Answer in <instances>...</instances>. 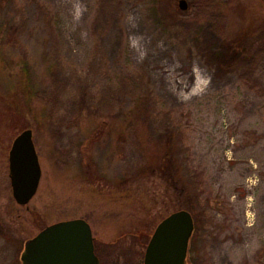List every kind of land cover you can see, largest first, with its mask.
Instances as JSON below:
<instances>
[{
	"label": "rangeland",
	"instance_id": "rangeland-1",
	"mask_svg": "<svg viewBox=\"0 0 264 264\" xmlns=\"http://www.w3.org/2000/svg\"><path fill=\"white\" fill-rule=\"evenodd\" d=\"M38 1L40 10L0 0V264H21L27 240L77 218L90 223L100 264H143L154 229L183 203L194 220L190 264H264V0H211L219 33L191 12L192 0L186 10L179 0H103L114 10L99 13L107 21L99 0ZM95 45L106 63L89 95L118 78L148 86L156 124L138 127L141 148L96 135L102 120L105 130L126 126L131 100L58 124L65 114L42 96L61 71H83ZM83 88L74 81L65 91ZM26 129L41 178L20 206L8 153ZM168 152L183 182L137 180ZM124 177L133 182L116 187Z\"/></svg>",
	"mask_w": 264,
	"mask_h": 264
},
{
	"label": "water",
	"instance_id": "water-1",
	"mask_svg": "<svg viewBox=\"0 0 264 264\" xmlns=\"http://www.w3.org/2000/svg\"><path fill=\"white\" fill-rule=\"evenodd\" d=\"M186 10V0H179ZM8 177L12 197L25 206L35 196L41 178V167L31 129L13 140L8 153ZM194 220L187 210L170 213L154 229L146 246L143 264H189V242ZM21 264H100L95 254L90 225L81 218L59 221L44 227L24 243Z\"/></svg>",
	"mask_w": 264,
	"mask_h": 264
},
{
	"label": "trees",
	"instance_id": "trees-1",
	"mask_svg": "<svg viewBox=\"0 0 264 264\" xmlns=\"http://www.w3.org/2000/svg\"><path fill=\"white\" fill-rule=\"evenodd\" d=\"M28 1L30 4L37 6L40 10L41 6L38 0ZM98 4V14L100 12L102 13L103 11L107 12L109 11V9L112 10L111 12H114L113 8H110L109 5H107L103 0H99ZM189 9L191 10V12L196 13V15L203 14L202 16H205L207 20L213 22V24H211V29H213V31H215L216 33L218 32V23L221 16L220 14L214 15L216 12V8L214 7V3L211 0H192L191 5H189ZM101 15H103L104 20L103 17L100 16V14L97 16V18H102L103 21L108 20L105 16L107 14ZM12 28L15 33V26H13ZM105 63L106 57L103 54L101 46L95 45L90 57V61L83 71H73L72 73L61 71L59 73V78L55 77L53 80H51V84L53 86L52 90L49 92L45 91L42 96L44 99H48L49 101H51L52 107L53 109H55V111H57V108L60 106V110L65 114L59 118L60 120H58V124H78V119L82 117V115H84L86 111L95 116L111 115L115 113L114 110L117 106H122L125 100H131L133 107L129 112H126L125 114L126 116H130L132 118L131 121L122 128L110 126L106 127L105 130V128L103 129L102 126H105L106 121L102 120V126L100 127V129H98L96 135H109L112 139L111 141L115 144L119 145L120 142L125 143L126 141L137 148H141L142 144L144 145V142H147L148 139L143 137V140H140L136 136L134 137V134L137 131L138 127L141 126L145 128L147 123L152 124L153 127H155L156 124V122H153L150 119L152 113L150 111V91L148 89V86L145 83L142 84L137 80H132L129 78H118L115 82L105 85L99 92V95L97 97L89 95L87 89L89 88L91 83H94L95 78L101 74V69L105 66ZM74 81L79 85H83L84 88L77 92H66V86L70 82ZM115 100H118L119 102H115ZM27 109L28 111L32 112V107H29ZM131 137H133L134 140L133 138L131 139ZM170 139L171 137L168 135L167 146L171 145ZM176 156L178 155H174L173 152H168L164 156L160 155L159 157V155H156V159L154 157L149 159L147 163V169L140 173V175L137 177V180H150L151 182H155L162 179L166 182H169V186L177 184L179 182H183L181 173L182 170L180 168V164L178 165ZM168 170L171 172V174H169ZM91 179L94 178L91 177ZM117 182L118 184L116 187H119L121 186V183L122 186H124L123 182L133 181L124 177ZM181 192L183 193L184 190L181 189ZM114 193L120 195L119 192ZM179 210L189 211V208L186 203H183L182 207L178 209L173 208L171 209L170 213ZM188 263L190 264L189 258Z\"/></svg>",
	"mask_w": 264,
	"mask_h": 264
},
{
	"label": "flooded vegetation",
	"instance_id": "flooded-vegetation-1",
	"mask_svg": "<svg viewBox=\"0 0 264 264\" xmlns=\"http://www.w3.org/2000/svg\"><path fill=\"white\" fill-rule=\"evenodd\" d=\"M86 221V220H85ZM89 225H90V223L88 222V221H86ZM90 227H91V225H90Z\"/></svg>",
	"mask_w": 264,
	"mask_h": 264
}]
</instances>
